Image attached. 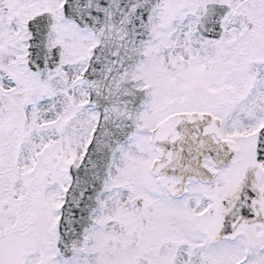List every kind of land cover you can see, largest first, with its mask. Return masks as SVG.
Masks as SVG:
<instances>
[{"label": "snow or ice", "instance_id": "snow-or-ice-1", "mask_svg": "<svg viewBox=\"0 0 264 264\" xmlns=\"http://www.w3.org/2000/svg\"><path fill=\"white\" fill-rule=\"evenodd\" d=\"M0 264H264V0H0Z\"/></svg>", "mask_w": 264, "mask_h": 264}]
</instances>
